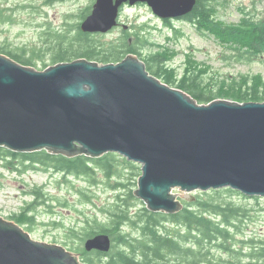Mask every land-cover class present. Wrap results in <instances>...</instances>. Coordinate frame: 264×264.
I'll return each instance as SVG.
<instances>
[{
  "label": "water",
  "instance_id": "95a60500",
  "mask_svg": "<svg viewBox=\"0 0 264 264\" xmlns=\"http://www.w3.org/2000/svg\"><path fill=\"white\" fill-rule=\"evenodd\" d=\"M124 3L179 19L196 0H94L80 30L107 33ZM0 147L68 157L117 153L141 165L133 194L150 212H179L178 196L193 200L195 190L264 196V102L197 103L132 54L116 63L76 58L38 70L0 53ZM177 188L181 193L172 192ZM110 246L103 233L83 242L87 252ZM76 255L0 216V264H82Z\"/></svg>",
  "mask_w": 264,
  "mask_h": 264
},
{
  "label": "trees",
  "instance_id": "16d2710c",
  "mask_svg": "<svg viewBox=\"0 0 264 264\" xmlns=\"http://www.w3.org/2000/svg\"><path fill=\"white\" fill-rule=\"evenodd\" d=\"M61 1L64 0H43V4L49 6ZM212 1L196 0L194 8L182 21L192 23L195 28L209 30L221 40L243 44L253 53H263L264 22L247 17L241 21L239 28L223 26L217 30L216 10ZM90 8L88 6L81 12L80 19L86 16ZM0 19L8 22L10 17L0 11ZM79 25L80 21L74 24L73 29L62 30L48 26L42 33L40 46L31 50L23 46L15 51L0 46V53L27 66L36 65L33 59H41L45 54L50 56L53 64L76 58L100 64L116 63L132 54L144 61L150 74L185 91L197 103L207 104L220 98L237 102H264V80L259 77H244L237 86H231L229 90H225L223 85L216 90L202 83L198 75L189 68L179 78H175L177 74L173 73L174 69L170 68L162 52H149L143 56L141 49L147 44V40L139 36L135 38L126 34L117 43H102L96 41L93 34L82 32ZM129 37L135 39L129 40ZM43 65L45 68L46 64ZM0 163L3 168L18 174L40 166L44 169L49 167L54 173H61L65 182L67 176H85L89 182L95 183L96 173L110 178L122 176L123 169L129 171L128 183L116 180L114 184H109L112 190L119 192L112 204L101 209L107 222H98L94 218L91 220L92 224L89 220L85 221L87 226L81 228V232L69 228L68 235L82 242L73 250L81 256L84 264H264V240L237 238L244 221L250 216L249 210L232 200H216L215 196L223 191L228 195L235 194L232 189L211 190L206 192L212 193L208 197L197 195L193 202H185L179 212L167 214L150 212L135 198L133 191L137 179L134 182V177L138 178L141 174L140 168L124 158L119 159L114 153H107L99 158L84 155L68 157L49 153L45 149L19 153L0 147ZM79 192L88 199V195L80 190ZM30 194L34 196L33 201H26L18 213H13L8 218L21 227L26 226L25 230L28 232L34 222L35 209L43 205L51 208L49 202L55 200L45 194L42 187L28 189L26 196L30 197ZM137 201L142 207L132 212V202ZM125 227L130 231L126 232ZM100 233L109 236L110 249L107 252L85 251L83 242ZM236 243L239 246L236 247Z\"/></svg>",
  "mask_w": 264,
  "mask_h": 264
},
{
  "label": "rangeland",
  "instance_id": "374dc122",
  "mask_svg": "<svg viewBox=\"0 0 264 264\" xmlns=\"http://www.w3.org/2000/svg\"><path fill=\"white\" fill-rule=\"evenodd\" d=\"M92 3V0H64L48 6L43 4V0H0V11L10 17L8 22L0 19V46H6L12 51L23 46L28 50L40 46L42 33L48 26L56 30L73 29L74 24L82 20L79 17L81 12L88 6L91 7ZM212 4L216 10L217 30L223 26L239 28L241 21L247 17L264 22V0H213ZM120 21L129 26V34L147 40V44L141 49L143 56L149 52L163 53L170 68L174 69L173 73L177 74L175 78H179L189 68L198 75L202 83L216 90L220 85L229 90L231 86H237L244 77H259L264 80V52L253 53L243 44L221 40L211 34V31L195 28L188 21L164 23L144 4L124 6L120 12ZM120 31L121 28L111 33L94 35L93 38L102 43H117L122 38ZM33 60L36 65L30 67L38 70L44 69L43 64L46 67L53 65L47 54L41 59ZM114 154L119 159L124 158ZM131 163L139 168L141 166ZM37 168L18 174L3 168L0 163V216L9 220V216L18 213L26 201H33V195L26 196L27 190L35 186L42 187L43 192L55 200L49 202L51 208L43 205L33 212L34 222L29 230L32 239L61 245L72 254H77L76 257L81 261V256L73 249L82 242L68 235L69 228L81 232V228L87 226L85 221L89 220L92 224L91 220L94 218L98 222H107L101 209L112 204L119 192L112 190L109 184H114L116 180L128 183L129 171L123 169L122 176L110 178L96 173V182L91 183L85 176H67L65 182L61 173H54L49 167ZM134 179L136 182L137 177ZM136 188L137 185L134 190ZM225 189L231 188L195 190L190 192L193 200L178 197L184 205L185 202H193L197 195L208 197L212 193L206 192ZM79 190L88 195V199ZM233 191L235 194L228 195L223 191L215 197L218 201L232 200L249 210L250 216L244 221L237 238L264 240V196H246L237 190ZM172 192L181 193L178 188ZM140 202H132V212L142 207ZM143 205L146 206L145 203ZM124 230L130 231L127 227ZM235 246L239 244L236 243ZM216 253L219 254L218 251Z\"/></svg>",
  "mask_w": 264,
  "mask_h": 264
},
{
  "label": "flooded vegetation",
  "instance_id": "af4514ba",
  "mask_svg": "<svg viewBox=\"0 0 264 264\" xmlns=\"http://www.w3.org/2000/svg\"><path fill=\"white\" fill-rule=\"evenodd\" d=\"M137 4H139V3H137ZM143 4L146 5L145 3H143ZM29 5H30V1H29ZM124 6H128V3L122 4V6L120 7V12H121V10H122V8ZM161 20H163L162 22H164V23H170L171 24L172 23L171 21L173 19H161ZM120 28H121V31H120L121 36L126 35V34H129V31H130L129 26L128 25H125L122 21H120V17H118V24H117V26L114 27L112 30H110L108 33L114 32L116 29H120ZM93 35H102V34L101 33H94ZM131 38H133V37H131ZM131 38L129 37V40H131Z\"/></svg>",
  "mask_w": 264,
  "mask_h": 264
}]
</instances>
